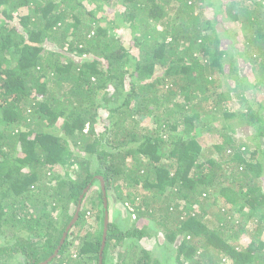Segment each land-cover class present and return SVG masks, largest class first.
<instances>
[{"label":"trees","instance_id":"1","mask_svg":"<svg viewBox=\"0 0 264 264\" xmlns=\"http://www.w3.org/2000/svg\"><path fill=\"white\" fill-rule=\"evenodd\" d=\"M263 1L91 0L87 24L80 0H0V123L15 125H0V264L51 257L80 203L49 264H99L98 176L108 211L119 187L137 217L161 212L169 239L183 235L178 264H264V103L247 94L264 91ZM107 5L112 18L97 14ZM221 15L250 26L231 42L235 53L222 45ZM227 56L233 82L224 93ZM233 97L240 108L224 104ZM146 117L152 128H137ZM206 131L214 143L199 140ZM236 208L251 226L233 223ZM90 211L97 225L86 224ZM146 235L112 218L103 264H159L139 245Z\"/></svg>","mask_w":264,"mask_h":264},{"label":"rangeland","instance_id":"2","mask_svg":"<svg viewBox=\"0 0 264 264\" xmlns=\"http://www.w3.org/2000/svg\"><path fill=\"white\" fill-rule=\"evenodd\" d=\"M80 3L82 5H79L77 7V10H80V16H82L83 20L85 23L89 24L90 22H88L89 20V15H88V11L90 9H93V7L95 6L94 3L91 2V0H80ZM264 3V1H263ZM264 5V4H263ZM98 15H106L108 18L110 16V18L113 17L114 14H109V6H104V8L100 11L97 12ZM223 25L226 27V29L221 30L220 27H218L219 32L218 34H220V39L224 40V43L222 44L224 48L228 49L231 53L234 51V53L236 52L235 50H233V47L231 46V42H235L237 44V40H235L237 38V36H235L238 32H242L238 37H240L243 33L246 34L249 30H250V26L249 24H247V26H243V21H238V22H234L232 21L230 18H227L224 15L220 16ZM103 24L105 25V22H103ZM83 32L86 33L87 31L85 29H83ZM229 35H232L233 38H231L232 40L229 39ZM127 38L129 39H133V37H130V35H127ZM241 41L244 40V38L241 37ZM129 41V40H126ZM240 45V44H238ZM135 53L138 54V49L135 47ZM75 60H79V57L74 56ZM228 57V56H227ZM223 64H224V69H226V73L224 74H220L218 76V81H219V88L218 91L219 92H229L231 91V84H232V75L230 74V61L231 58H223L222 59ZM247 66H250V64H248ZM248 71V72H247ZM245 72L247 73H252V69L249 67L248 70H245ZM247 94L249 95L250 98H257V100H262L264 103V91H260V90H255L253 91L252 89H249ZM231 103H233L235 108H240L241 105L239 104V102H237L236 98L233 97V100H226L224 102L225 105L230 106ZM222 104V102H221ZM220 104V105H221ZM222 112V111H220ZM108 117V111L107 109H101L100 110V115L97 119V123H96V129L98 131V133L103 134L105 133L106 130V126H105V122L104 120ZM146 118H142L139 119V125L137 126V128H141V127H148V129H151L152 127L150 126L151 121L149 119ZM220 117L216 116L214 118V120L220 121ZM128 126L132 127L130 120H127L126 123ZM1 128L2 129H13V127H15V125L12 124H6V123H0ZM184 127H182V131H184ZM108 132V130H107ZM109 135V133H108ZM212 136V133H208V131H206L204 133V136H201L199 138V140H201L203 145H206L205 140L207 142V144L214 143L216 141V139H209L208 137ZM93 161V160H92ZM93 167H96V161H93ZM96 185H98L96 183ZM123 185V184H122ZM124 186V185H123ZM97 187V186H96ZM119 188V187H118ZM113 187L111 188L110 191V202H111V207H110V211H109V217L110 220H112V218L117 221L120 226H122L123 228H134V227H138V228H145L147 235L145 236V238L140 239L139 240V245L140 247H144V248H148V250L151 251L153 258L154 259H158L159 264H178V262L176 261V255H177V246L178 244L181 242L182 236L183 235H177L176 239L174 240V242H172L168 235H169V230H172L170 228H168V226L163 225L162 222V217L163 214L161 212H159V219L157 218H152L149 217V215H144L143 217H137V215L134 213L133 211V205L130 202H123L121 200H118L117 197L119 196V193H121V188ZM95 187L93 189V192H95ZM152 194V193H151ZM144 195V193L142 194ZM153 195V194H152ZM155 199L153 198V201H150L149 204H156L155 203ZM218 201H220L221 203H224V199L219 197ZM219 202V203H220ZM157 205V204H156ZM153 206V205H152ZM182 206L187 207L188 204L183 203ZM235 206V205H234ZM88 208L90 207V204H88L87 206ZM109 207V204H108ZM190 207V205H189ZM198 210V207H196ZM96 211V210H95ZM95 211H90V213H87L88 219H87V223L90 224H98V221L96 220V215H95ZM158 214H156V216H158ZM186 214V213H184ZM174 217H171L170 220H173L176 216V214H173ZM160 222V223H159ZM173 222V221H171ZM240 222H244L247 223L246 227H249L252 225L253 220L251 219V216L249 213H245V212H241L239 211L238 208L235 209V216L233 217V223H240ZM145 226V227H144ZM79 229V228H78ZM83 229H86L85 225H83ZM7 231V230H6ZM8 233H10V230L8 231ZM243 237H246V235H243ZM4 240V239H3ZM4 244V243H3ZM78 244V241L75 242L74 246H70V249H68V253H73L75 251L76 245ZM120 248H117L115 250V255L117 253V251H120ZM127 250L126 248H123V251ZM9 264H23L24 263V258L19 255V254H14V257L12 258H8Z\"/></svg>","mask_w":264,"mask_h":264},{"label":"water","instance_id":"3","mask_svg":"<svg viewBox=\"0 0 264 264\" xmlns=\"http://www.w3.org/2000/svg\"><path fill=\"white\" fill-rule=\"evenodd\" d=\"M97 178L101 182L102 190H103V193H104V206L106 208V211H105V224H104V235H103V241H102V246H101L100 255H99V264H103V253H104L106 242H107V234H108V226H109V222H110V217H109V211L107 209V207H108V199H107V195H106V193H107L106 192V182H105L103 176H98ZM89 187H90V185L84 190V193L88 191ZM83 196H84V194H82L80 198L82 199ZM80 210H81V203L78 205L76 213H75L73 219L71 220V222L67 226L65 232L63 233V237H62L61 243L58 246V248L55 250L54 254L51 257H49L47 260H45L43 262H40L38 264H49L58 255V253H59V251H60V249L62 247V244L64 243V241H65L70 229L72 228V226L76 223V221L79 218Z\"/></svg>","mask_w":264,"mask_h":264}]
</instances>
